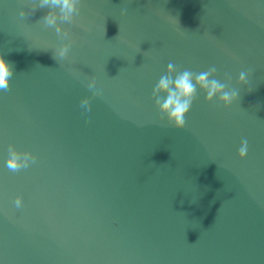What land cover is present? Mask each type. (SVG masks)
I'll use <instances>...</instances> for the list:
<instances>
[{
    "label": "water",
    "instance_id": "obj_1",
    "mask_svg": "<svg viewBox=\"0 0 264 264\" xmlns=\"http://www.w3.org/2000/svg\"><path fill=\"white\" fill-rule=\"evenodd\" d=\"M33 2L0 0V264H264V0H81L59 63L48 9L19 17ZM169 62L215 65L237 101L198 91L170 127L151 98ZM9 145L36 162L9 170Z\"/></svg>",
    "mask_w": 264,
    "mask_h": 264
},
{
    "label": "clouds",
    "instance_id": "obj_2",
    "mask_svg": "<svg viewBox=\"0 0 264 264\" xmlns=\"http://www.w3.org/2000/svg\"><path fill=\"white\" fill-rule=\"evenodd\" d=\"M80 4L81 0H34L28 12L24 8L19 10V17L24 19L34 13L38 7L48 9L41 21L45 28L54 29L60 40L57 50L53 53V59L58 63L68 59L73 44L69 29L64 28L62 25L74 23L75 18L80 13ZM217 71L216 66L212 65L206 70L196 73L190 69L181 70L178 65L169 62L164 74L160 76L151 93L154 107L160 118L166 119L170 127L177 130L183 129L186 124V114L191 109L198 91L204 93L205 102H211L216 98L217 103L225 108L237 101L240 94L239 88L230 86L231 76L228 74H225L223 81L216 78ZM252 71L251 68L240 71L236 84L246 86ZM12 76V65L3 56H0V90L4 92L10 90L9 81ZM86 86L93 96L98 97L101 95V91L97 88L94 80H89ZM90 101L91 97L88 96L80 101V107L84 115L91 111ZM85 123H87V120H85ZM247 153L248 140L244 138L240 142L237 156L243 159ZM35 162L36 156L31 152L18 151L14 146L9 145L6 160L9 170L18 172L21 169L28 168L30 164ZM14 204L17 208L22 206L20 196L15 198Z\"/></svg>",
    "mask_w": 264,
    "mask_h": 264
}]
</instances>
